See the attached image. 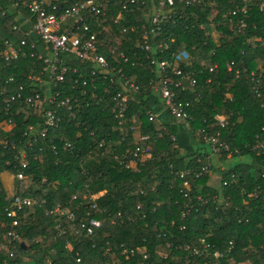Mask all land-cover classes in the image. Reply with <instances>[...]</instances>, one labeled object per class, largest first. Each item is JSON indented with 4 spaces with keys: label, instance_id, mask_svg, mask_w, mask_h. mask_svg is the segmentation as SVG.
I'll return each mask as SVG.
<instances>
[{
    "label": "trees",
    "instance_id": "trees-1",
    "mask_svg": "<svg viewBox=\"0 0 264 264\" xmlns=\"http://www.w3.org/2000/svg\"><path fill=\"white\" fill-rule=\"evenodd\" d=\"M77 1L82 0H53V3L64 7ZM95 1L105 13L99 16L101 24H95L92 30L96 32L100 54L110 67H122L137 91L130 98L125 120L116 119L111 113L112 97L121 91V85L107 81L92 85L87 78L92 66L81 64L77 59L69 61V68H76L87 81L86 87H82L83 81L74 84L77 74L69 72L67 85L60 90L62 98L78 100L81 108L78 118L73 121L61 110L64 120L59 124L60 130L49 137L53 143L43 146V153L37 148L29 149L28 165L22 171L24 180L12 179L20 197L36 202L18 214L24 244L18 249L16 261L19 264H47V260L51 264H76L74 254L78 252L87 264H104L107 258L103 254L110 248L112 256L107 260L134 264L140 260L139 256L126 261L120 252L123 248L139 247L154 264H208L216 251L224 256L222 264H264V155L255 149L259 139L264 145V48H253L248 42L256 39L264 42V11L260 10L264 0H249L250 11L245 19L242 14L230 15L242 5L240 0H202L193 7L178 4L175 8L179 18L163 23L158 39L148 37L150 44H170L169 51L148 57L137 45L143 35H148L156 0H132V4L131 0ZM14 2L0 0V44L31 41L26 36L28 25L16 19V11L11 7ZM1 13L5 16L1 17ZM241 19L246 25L238 33L236 25ZM72 23L68 21V25ZM14 25L19 28L16 32L12 31ZM172 53L177 56L174 67L197 82L196 89H192L183 81L185 92L180 99L190 105L191 120L187 124L166 113L160 116V124L150 122L147 117L148 111L158 112L160 106L162 109L161 99L153 90L158 77L152 60L155 57L171 60ZM121 54L127 63H123ZM258 62L262 63L261 68ZM230 64L232 69L228 70ZM41 67L42 61L28 57L2 71L0 123H11L13 128L7 132L0 129V142L8 140L20 148L25 143L22 135L27 127L42 123L20 102L12 103L7 111L4 101L8 96L3 93L8 90L3 85L8 76L15 78L12 92H17L19 86H23L24 94L42 92L29 87L27 81V76L32 71L37 73ZM93 86H97L96 90ZM84 89L87 101L81 103L80 92ZM218 117L223 118L222 124ZM161 126L166 129L162 131ZM131 128H137L149 139L135 142V130ZM157 132L161 133L160 137L155 136ZM200 132L218 136L228 151L213 154L209 145L199 141ZM184 141L189 142L190 148L183 145ZM67 144L72 146L73 154L67 150ZM136 148H144L152 155L137 171L126 170L114 159L115 154L122 157L125 150L135 152ZM228 156L230 159L247 157L250 163L223 169ZM7 160L9 165L5 164ZM16 165L14 152L0 146V183L1 175H12ZM208 165V175L186 178L191 186L189 197L193 199L194 209L182 216L187 199L181 191L187 190L183 187L184 180L175 177V173L199 171ZM214 174L220 177V182L228 184L226 187L220 184L228 203L223 211L216 210L211 201L200 209L195 202L197 196L211 200L219 195L218 189L209 185ZM6 194L9 193L0 188V242L7 232ZM85 195H99L94 201L95 209L87 210L90 217L102 222V228L90 237H76L72 225L63 221L68 235L57 237L54 225L60 218L48 213L57 206L75 212ZM73 196L76 201H71ZM138 204L141 210L134 223L122 226L112 223L118 211L126 215ZM82 218H85V209L76 211V223ZM200 239L210 245L208 255L196 257L182 250L185 246H198ZM67 240L72 245L71 253L65 249ZM229 242L232 248L228 252ZM158 252L167 258L158 256ZM24 256L30 261L25 262ZM5 259V251H0V264Z\"/></svg>",
    "mask_w": 264,
    "mask_h": 264
},
{
    "label": "built area",
    "instance_id": "built-area-1",
    "mask_svg": "<svg viewBox=\"0 0 264 264\" xmlns=\"http://www.w3.org/2000/svg\"><path fill=\"white\" fill-rule=\"evenodd\" d=\"M15 1L11 7L16 11V19L22 22V25H28L26 36L31 41L21 40L19 42L4 41L0 44V75L6 68L11 67L14 63L20 59H37L42 61V67L37 73L33 71L27 76L29 87H36L42 90V92L24 94L23 86L18 87L17 92H12V84L15 83L13 76H8L4 80V86L8 88L3 93H7L5 99L6 110L10 109V106L14 102H20L37 118L42 120L40 125L28 126L23 132L22 147L18 148L14 142L4 140L0 142V146L3 149H10L14 152L16 166L13 167L15 172L12 173V179L14 182H22L25 178L23 169L27 168V152L29 149H38L39 153H43L45 145L52 144L53 140L49 139L50 135L59 129V124L64 120V115L61 114V110L65 111L67 118L76 121L81 111L78 100L71 97L62 98L60 92L63 91L67 85V76L69 72L77 74V80H74V84H78L79 81H83L82 87H86V76L79 74L76 68H69V61L77 59L81 64L92 66L90 71L89 83L96 85L97 82L107 81L109 84L114 85L119 83L121 85V91L112 97L111 113L116 119L121 121L125 120L126 112L128 110V103L134 92L137 91V87L125 74L122 67H110L107 60L100 54V48L95 31H92L95 24L100 25L101 21L99 16H104L105 13L101 10V4L95 0H82L77 1L69 6H57L53 3V0H13ZM242 5L235 8L230 12L231 17L242 14L245 19L248 17L250 11L249 0H240ZM134 3V1H130ZM157 6L153 11V15L148 28V35H143V40L138 43L137 49L143 52L147 57L151 54L163 55L166 51H169L170 44H161L159 42L149 43L148 37L153 40L158 39L162 32L163 23H168L171 20L179 18L176 5L181 4L186 7H193L202 3V0H156ZM65 4V3H64ZM260 10L264 11V5L260 6ZM1 11V6H0ZM5 16L1 13V17ZM244 19L239 20L236 25L238 33L245 28ZM71 20L72 25H68V21ZM232 21V20H231ZM18 25L12 26V31H18ZM249 44L253 48H264V42L261 39L254 41L249 40ZM155 56V55H154ZM123 63H127V58L121 54ZM177 58L176 53L171 54V60L169 59H156L153 58L152 64L155 65L154 72L158 77V84L153 87V90L158 93L159 98L162 100V110L170 118L187 124L191 117L188 113L190 108L189 102L181 100L182 94L185 92V83L188 82L192 89H196L197 82L191 78L189 74H183L182 70L177 69L173 65V61ZM179 59V58H178ZM228 70L232 69V64L227 66ZM212 70V69H210ZM97 73L99 76H97ZM238 76V72H235ZM253 76V73L251 74ZM2 81H0L1 84ZM10 84V85H9ZM71 85V83H70ZM73 90V86H70ZM96 90L97 86L92 87ZM2 94V93H1ZM259 95V94H258ZM87 91L81 90L80 102L86 103ZM95 93L92 92V98H95ZM75 104V106H74ZM160 112H147V117L150 122H159ZM222 124L223 118H217ZM79 126V125H78ZM13 128L11 123L1 122L0 129L3 131H9ZM165 126H161V130L164 131ZM135 134V142H143L149 139L148 135L142 134L137 128H131ZM263 130V129H262ZM92 135V134H91ZM156 137H160L161 133L157 132ZM64 137H61L63 141ZM199 141L209 145V148L213 154H218L220 151H228L227 146L220 142L218 136H212L206 132L199 133ZM21 144V142H19ZM102 145H99L101 147ZM67 150L73 154L74 150L70 144L66 145ZM264 155V145L261 139L255 146ZM54 150V147H51ZM152 155L144 148H136L135 152L125 150L122 157L114 155V159L119 162L126 170L137 171V167L142 165L147 160L151 159ZM6 165L10 162L7 160ZM210 172V166H204L199 171L187 170L184 172H176L175 177L184 180L183 187L187 191L183 192V198L187 199V203L184 204L185 212L182 216L188 215L193 209V199L189 197L191 186L188 177L199 178L203 175H208ZM233 178V176H232ZM221 187H226L228 184L226 181L220 182ZM99 195H85L83 202L76 207V211L85 209V218L80 219L76 223V211H72L66 207L57 206L54 210L48 214L57 216L54 229L57 237H66L68 234V227L64 222H69L72 225L73 234L76 237H90L94 235L97 230L102 228V222L98 219L90 217V211L95 209L94 201ZM192 200V201H191ZM6 201L8 205L4 208L6 213V227L7 232L0 242V251H5L6 259L3 264H19L16 260L18 258V249L24 244L22 240L21 228L22 223L18 218V214L24 208L33 207L36 202L28 198H22L16 192V188L13 187L9 194H6ZM71 201H76V196L71 198ZM210 201L215 205L216 210H224L228 203L227 197H224L221 189V194L214 195L211 200L202 196L195 198L197 208H201ZM160 206V203L157 204ZM141 206L138 204L135 210L132 209L126 215L118 211L112 223L119 224L120 226L125 223H134L135 216H139ZM154 211V209H153ZM139 213V214H138ZM143 219V218H142ZM64 221V222H63ZM5 225V223H4ZM67 240L65 249L68 252H72V245ZM200 244L196 247L185 246L182 248L185 252L192 253L193 256L201 257L208 255L210 245L205 242L204 239H200ZM107 245V244H106ZM123 247V246H122ZM232 248V242H229V249ZM158 256L163 259L167 258V255L162 253ZM112 256L110 248L105 249L103 254L104 258ZM136 256L140 257V260L134 262V264H154L150 261V258L143 248L127 249L123 248L120 252V257L124 260H129ZM76 264H87L82 260L79 253L74 254ZM224 258L221 252H214L212 258L208 264H222L221 260ZM104 264H119L118 261L107 260ZM24 261L29 262L30 258L24 256ZM47 264H51L47 260ZM232 264V263H231ZM236 264V263H233Z\"/></svg>",
    "mask_w": 264,
    "mask_h": 264
},
{
    "label": "crops",
    "instance_id": "crops-1",
    "mask_svg": "<svg viewBox=\"0 0 264 264\" xmlns=\"http://www.w3.org/2000/svg\"><path fill=\"white\" fill-rule=\"evenodd\" d=\"M158 112H160L162 114V116H166L165 113L163 112V110L158 107ZM168 120V119H167ZM183 145L187 148H190V144L189 142L184 141ZM185 148V149H186ZM237 163H250V159L247 157H243V158H235V159H228L222 166L223 169L225 168H229ZM209 185L211 187H215V188H219L220 185V177L218 175H212L209 179ZM13 187V181H12V177H6V179H3L2 175H1V183H0V188L3 189L4 192L10 193ZM245 264H249L248 262Z\"/></svg>",
    "mask_w": 264,
    "mask_h": 264
},
{
    "label": "rangeland",
    "instance_id": "rangeland-1",
    "mask_svg": "<svg viewBox=\"0 0 264 264\" xmlns=\"http://www.w3.org/2000/svg\"><path fill=\"white\" fill-rule=\"evenodd\" d=\"M258 65H259V67L261 68L262 63H261V62H258ZM160 101H161V103H162V100H160ZM160 116L162 117V114H160ZM180 139H183V137H182L181 134H180ZM229 157H230V156L227 157V160L229 159ZM2 177H3V179H6V177H12V175H10V174H8V173H3ZM216 189H218V193L221 194V188H220V185H219V188H216ZM159 253H160V252H159ZM158 255H160V254H158Z\"/></svg>",
    "mask_w": 264,
    "mask_h": 264
}]
</instances>
